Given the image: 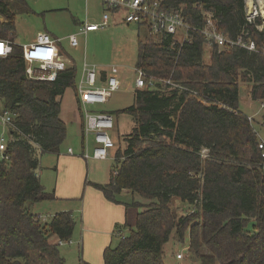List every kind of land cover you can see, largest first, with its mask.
<instances>
[{
    "label": "trees",
    "instance_id": "trees-1",
    "mask_svg": "<svg viewBox=\"0 0 264 264\" xmlns=\"http://www.w3.org/2000/svg\"><path fill=\"white\" fill-rule=\"evenodd\" d=\"M19 2L0 0L2 39L16 41L10 9ZM164 5L182 6L193 26L211 12L224 34L235 39L247 32L243 38L254 40L257 50L213 44L204 62V37L196 31L182 44L153 36L138 42L135 67L153 86L135 88L133 103L119 110L130 115L133 126L121 138L123 149L120 136L113 139L109 155L117 166L109 182L87 184L108 201L118 203L123 191L146 201H123L126 219L113 231L121 238L104 247L103 264H165L166 243H184L186 236L187 252L201 264H264V158L253 117L238 106L239 82L264 106V32L256 28L261 18L247 19L244 0H164ZM77 75L72 65L53 81L29 79L19 45L0 58V114L14 115L0 151V264H65L51 238L71 240L75 216L60 211L46 222L32 206L55 198L40 181V156L60 154L67 134L61 98L76 87ZM77 106L82 123L78 100ZM83 146L81 132V154ZM173 198L189 206L187 213L172 208Z\"/></svg>",
    "mask_w": 264,
    "mask_h": 264
},
{
    "label": "rangeland",
    "instance_id": "rangeland-1",
    "mask_svg": "<svg viewBox=\"0 0 264 264\" xmlns=\"http://www.w3.org/2000/svg\"><path fill=\"white\" fill-rule=\"evenodd\" d=\"M256 3L257 12L259 4L264 0H252ZM101 0H22L13 9H10L14 16V26L16 42L25 44L30 42L38 31H45L54 38L61 39L59 47L67 56L72 57L73 64L79 74L83 59L96 66L109 67L118 66L120 68L121 85L109 100L103 104H96L94 107L98 111H107L114 117L115 128L110 132L113 139L118 138L121 149L125 142L121 141L124 134L131 131L133 126L132 118L119 110L130 106L133 103V89L135 77V62L137 57L138 42L147 41L151 35L143 25L126 23L122 13H113L108 10ZM107 11L110 16L109 24L106 28L97 32L88 33L86 36H78V46L70 47L67 36L77 32V26L85 22H99L103 12ZM252 19V18H251ZM254 20V19H252ZM66 37V38H65ZM156 40V39H155ZM210 50L203 48V60H210ZM153 85L151 81L146 82L145 87ZM68 97L71 93L65 92ZM239 109L250 117H254V129L258 138L264 141V126L261 123L263 114L258 101H252L249 96V85L239 82ZM79 116V115H78ZM80 118V117H79ZM81 123V120H80ZM66 138L64 139L59 156L46 153L40 156V167L38 175L41 174L40 181L47 191H55V198L49 201H42L32 206V210L39 213L41 217L49 221L51 216L60 211H71L76 218V227L71 242L68 241L59 245L61 255L65 259V264H80L81 261L88 264H103L102 252L105 246L111 244L115 246L121 238L117 234L108 235L107 243L99 248V236L95 224H90L82 218L79 210L80 201L83 199L87 183L90 180L104 179L107 173L116 168L115 161L108 157L104 160L81 156L80 137L72 125L67 127ZM0 137L7 141L9 129L0 119ZM5 143H0V151L4 149ZM92 138L89 139V152L93 147ZM67 148H71L74 155H68ZM1 157V153H0ZM79 169V170H78ZM58 183L57 188L56 184ZM90 185V184H89ZM123 201H134L144 203L146 200L138 194L125 193L119 195ZM171 206L178 213H187L189 206L181 203L176 198L172 199ZM142 210V209H141ZM135 210L130 208L128 215L131 219ZM133 226H131L132 228ZM123 234L128 233V227L121 228ZM115 231V228H114ZM101 239V238H99ZM187 236L184 243H166L164 252L165 264H201L198 260L191 258L187 252ZM182 254L181 259L175 255Z\"/></svg>",
    "mask_w": 264,
    "mask_h": 264
},
{
    "label": "built area",
    "instance_id": "built-area-1",
    "mask_svg": "<svg viewBox=\"0 0 264 264\" xmlns=\"http://www.w3.org/2000/svg\"><path fill=\"white\" fill-rule=\"evenodd\" d=\"M106 10L115 13H122L126 23L143 25L147 28L154 40L161 38H170L172 43L189 42V32L196 31L203 35L204 46L209 50L213 44H217L220 49H229L233 46L243 47L249 51H256L257 46L254 40L244 39L245 32L231 39L224 34L217 25V21L211 12L203 13L202 25H190L184 17L183 7L166 8L164 0H101ZM260 17L255 7L254 13L247 17L253 21L255 17ZM252 18V19H251ZM110 20L109 13L103 12L99 22H85L77 26V32L67 36L70 46H78V36H86L91 31L104 29L108 26ZM0 21H4L0 14ZM256 28L264 32V21ZM61 39L54 38L47 32H38L35 37L25 44H18L9 38H0V58H5L13 52V46L19 45L22 49V56L25 62V74L29 79L53 81L59 71L66 68L65 62L61 58L59 42ZM264 53V47L263 51ZM134 87L143 89L145 87V73L143 70L135 68ZM170 82V80L168 81ZM171 83V82H170ZM151 84H153L151 82ZM121 81L119 71L116 66H112L106 75L105 80H101L98 68L95 64H89L86 61L82 65V74L77 81L76 94L81 104L82 110V132L84 137V146L82 156L86 159H106L109 152L114 148L115 143L110 135L114 130V118L111 114L96 110V104L106 103L113 92L119 89ZM263 108V104L260 105ZM13 114L5 112L0 114V119L7 127H14L12 123ZM92 138L93 147L89 152L87 139ZM5 142L4 137H0V143ZM261 157L264 158V141L258 143ZM72 154L71 148L67 149ZM116 173V172H115ZM44 219V217L42 218ZM67 241H58V244H64ZM70 243L71 240H68ZM177 258L182 254L177 253Z\"/></svg>",
    "mask_w": 264,
    "mask_h": 264
},
{
    "label": "crops",
    "instance_id": "crops-1",
    "mask_svg": "<svg viewBox=\"0 0 264 264\" xmlns=\"http://www.w3.org/2000/svg\"><path fill=\"white\" fill-rule=\"evenodd\" d=\"M97 31H91L89 33L97 32ZM38 32H43V31H38ZM70 47H72V46H70ZM60 50L62 53L60 55H61L62 60L66 64V68L72 66V64H73L72 57L64 54L62 52L61 48H60ZM84 61L87 62V60L85 58L83 59V62ZM89 64H92V63H89ZM82 65H83V63H82ZM112 66H109V67L97 66L101 80H105L106 75L108 74V72ZM114 66H116V65H114ZM116 67H117L119 74H120V68L118 66H116ZM81 74H82V66H81V70H80L79 74L76 77L77 81L79 80ZM119 79H120V77H119ZM76 85H77V82H76ZM66 90H67V92L71 93V95L69 97H68V95L65 96ZM66 90H65V92L61 98L60 117L64 121L66 126L72 125L74 127L75 131L79 135L78 137H80V142H81L82 123H80L81 119L79 118L80 115H79L78 106H77L78 98H77V94H76V87H69ZM133 92H134V89H133ZM104 112L109 113L107 111H104ZM254 120H255V118H254ZM89 139H87V147L89 145ZM68 155H74L73 151H72V154L68 153ZM109 157H111L113 159L112 156H109ZM98 160H104V159H98ZM40 177H41V174H39V178ZM109 180H110V172L107 173V175L104 179L102 178V179L90 180L89 183L107 184L109 182ZM57 186H58V183L56 184L55 188H57ZM125 193L127 194L126 191H123L120 195H123ZM123 203L124 202L121 199L118 203L108 201L104 197V195L102 194V192L100 190L94 188L92 185H89V184L87 185L83 199L80 201L79 210L82 213V218L84 219V224L86 223V220H87L90 222V224H95L98 226V229L97 228H90L89 230L90 231L91 230H97L96 234L99 236V238H101V239L98 238V241L100 242L99 248H102L106 245L108 235L113 233L114 228L117 225L124 223V221L126 219V207ZM37 214H39V213H37ZM128 221L130 222L129 215H128ZM132 222H133V219H131V223ZM51 241L52 242H58L55 237H52Z\"/></svg>",
    "mask_w": 264,
    "mask_h": 264
},
{
    "label": "water",
    "instance_id": "water-1",
    "mask_svg": "<svg viewBox=\"0 0 264 264\" xmlns=\"http://www.w3.org/2000/svg\"><path fill=\"white\" fill-rule=\"evenodd\" d=\"M244 3H245V15L246 17H250L254 13V9L257 5L252 0H244ZM258 7H259L261 19L264 21V3L259 4Z\"/></svg>",
    "mask_w": 264,
    "mask_h": 264
}]
</instances>
